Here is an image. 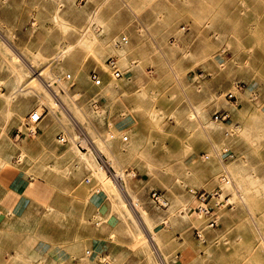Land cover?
<instances>
[{"label":"rangeland","instance_id":"obj_1","mask_svg":"<svg viewBox=\"0 0 264 264\" xmlns=\"http://www.w3.org/2000/svg\"><path fill=\"white\" fill-rule=\"evenodd\" d=\"M5 171L27 183L21 212L0 210V264H264V0H0ZM113 172L161 256L125 215ZM220 189L227 204L201 243L208 219L190 190Z\"/></svg>","mask_w":264,"mask_h":264},{"label":"built area","instance_id":"obj_2","mask_svg":"<svg viewBox=\"0 0 264 264\" xmlns=\"http://www.w3.org/2000/svg\"><path fill=\"white\" fill-rule=\"evenodd\" d=\"M127 43V39L126 37L122 36L119 37L118 39H116V41L114 42L115 48H121L123 47L125 44ZM106 66L107 68L111 71V75L116 78L119 79L123 76V72L122 70L119 68L118 65V59L117 57H109L106 60ZM71 78L70 75H66L65 77H63V79L69 80ZM89 79L92 82L93 85H98L100 83V78L99 75L96 74L95 72L90 73L89 75ZM93 108L97 109V102L93 103ZM42 113H38L37 110L32 111L26 120V127L28 129V134H22L25 138H32L33 135L37 134V124L42 120ZM214 121H219L222 122L224 120H226L228 118V115H218V114H214ZM57 141L61 144L66 143V137L64 134H58L57 135ZM81 149H83V147H81ZM225 157H227V159H230L232 157V155H229V153H227L226 151H224V155ZM220 181L223 184L228 185L230 183V180L228 177H223L220 179ZM218 191H211V192H197L195 190H190V192L194 195H196V213L200 216H204L208 219L206 226L204 229L201 230H197L196 231V237L197 239L203 243L204 242V232L205 230H209L211 228H213L216 225V220L214 217L215 211L217 209H220L222 207H225L227 204V201L224 200V198L222 197V193H220ZM150 202L154 205H157L158 207H166L168 205V201L167 199L157 193V192H151L150 193ZM90 255V254H89Z\"/></svg>","mask_w":264,"mask_h":264},{"label":"bare ground","instance_id":"obj_3","mask_svg":"<svg viewBox=\"0 0 264 264\" xmlns=\"http://www.w3.org/2000/svg\"><path fill=\"white\" fill-rule=\"evenodd\" d=\"M19 56V55H18ZM19 58H21V56L19 57ZM122 59V58H121ZM120 59V60H121ZM23 62H24V60H22ZM22 62V63H23ZM106 88V89H105ZM104 89H105V91L106 92H108L109 91V87L106 85V87H105ZM56 96V95H55ZM53 97H54V95H53ZM56 99V98H55ZM57 101H59V102H61L62 103V100L60 99V98H58L57 99ZM65 110H66V112L67 113H69V115H70V117H71V119L73 120V121H77L76 120V118H74V115H72V113H71V111L65 106ZM39 113V112H38ZM198 114L199 113H194V117H196V118H198ZM193 118V117H192ZM190 119V118H189ZM71 120V121H72ZM197 121V120H196ZM199 121V120H198ZM200 122V121H199ZM200 124V123H199ZM198 124V125H199ZM201 126V124L199 125V127ZM202 128V127H201ZM84 134V133H83ZM84 136H85V138L86 139H84V140H86L85 142H87L88 143V148L90 149L88 152H89V157H93V159H95V160H97V161H102L103 162V164H104V166H102L101 164H98V166H97V170H96V172H98V171H104V172H106V165L108 164V161H106V160H104V159H102L101 157H102V155H104L103 153H102V151H100V149L96 146V145H93L94 143H92V142H90V141H88L89 139H88V137H86V135L84 134ZM83 136V137H84ZM88 136V135H87ZM86 144V143H85ZM94 150L96 151V153L98 154L99 153V157H97L96 156V154L94 153ZM101 159V160H99V159ZM82 159H84V158H82ZM86 160V159H85ZM109 164H110V162H109ZM112 165V164H111ZM114 171V170H113ZM107 174V173H106ZM120 174V173H119ZM102 175H104L103 173H102ZM121 175V174H120ZM118 176V174L116 173V172H113V174H111V176H109V180L111 181V184H112V186H113V188H114V190H115V192H116V195H118V196H120L121 197V199H122V207H123V209H124V211H125V215L130 219V220H133L135 223H137V228H138V230L140 231V236H141V238H142V241L145 243V244H147L148 245V240H150V242L153 244V246L155 247V250H157V252H159L158 251V238H157V236H155V235H153V234H150V229H149V227H148V223H147V221H146V215L144 214V210H142V209H136V206L138 207V206H140V205H137V202H136V200H134L133 198H131V199H133V201H130L129 203H128V201L124 198V195H122V194H125L126 196H127V198H130L129 197V194H128V189H126V186H125V182L124 183H122L121 185L120 184H118V182L116 181V179H115V177H117ZM124 176V175H123ZM119 178H121V177H119ZM123 178V177H122ZM121 178V179H122ZM108 179V178H107ZM108 180V181H109ZM120 182H122V180H120ZM119 182V183H120ZM237 184H238V186L241 188L242 187V185H241V181L239 182V181H237ZM130 192V191H129ZM125 196V197H126ZM131 197H132V195H131ZM130 199V200H131ZM184 211V210H183ZM194 211V210H193ZM119 212V211H118ZM124 220V219H123ZM125 222V221H124ZM139 223V224H138ZM147 223V224H146ZM126 224V223H125ZM127 231V230H126ZM152 231V230H151ZM144 232L147 234V236H145L146 234H144ZM138 233V232H137ZM148 238V240H147V238ZM150 245V244H149ZM150 247H152V245L150 246ZM185 248V247H184ZM160 256H161V254H160V252L158 253ZM163 259H162V256H161V264L163 263V261H162ZM164 264V263H163Z\"/></svg>","mask_w":264,"mask_h":264},{"label":"crops","instance_id":"obj_4","mask_svg":"<svg viewBox=\"0 0 264 264\" xmlns=\"http://www.w3.org/2000/svg\"><path fill=\"white\" fill-rule=\"evenodd\" d=\"M26 183L24 175L20 173L11 174L10 171L0 173V210H11L14 214L21 212L24 204L22 194L26 189ZM5 226V215L0 213V229Z\"/></svg>","mask_w":264,"mask_h":264}]
</instances>
